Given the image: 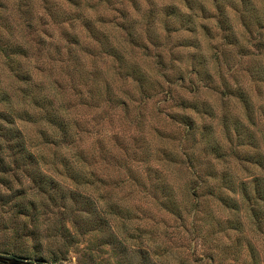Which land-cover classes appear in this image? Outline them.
Here are the masks:
<instances>
[{
	"label": "rangeland",
	"instance_id": "374dc122",
	"mask_svg": "<svg viewBox=\"0 0 264 264\" xmlns=\"http://www.w3.org/2000/svg\"><path fill=\"white\" fill-rule=\"evenodd\" d=\"M69 1L0 0L13 21L5 35L29 43L24 70L36 90L54 83L73 122H29L39 163H0V253L33 263L38 253L43 264H264V27L247 32L241 3L229 7L232 40L216 16L198 21L210 31H166L157 14L175 0H151V16L111 0L125 19L95 0H80V16ZM13 74L0 58V88H15ZM34 174L60 186L42 191Z\"/></svg>",
	"mask_w": 264,
	"mask_h": 264
},
{
	"label": "trees",
	"instance_id": "16d2710c",
	"mask_svg": "<svg viewBox=\"0 0 264 264\" xmlns=\"http://www.w3.org/2000/svg\"><path fill=\"white\" fill-rule=\"evenodd\" d=\"M19 1L18 6L26 4H30V0H17ZM48 1V0H45ZM74 0H70L69 2L72 4ZM89 1L87 0L84 4L89 6ZM98 5L102 6L105 4L112 5L114 10H121V14H123L122 18L125 19L129 11L123 9L119 6L114 5V2L111 0H95ZM147 2L146 6L143 8L142 0H129V2L133 5L138 12L142 11V16H151L153 14V10L151 7V0H145ZM175 3H169L164 7L160 8L157 16L158 19L161 20V23L166 31L169 29H173V25L177 22H181L180 26H184L182 28L185 31H195L196 24L197 27H200L204 30L210 31V27L206 24H198L200 19H207L216 16L221 24L227 26L228 34L232 38V40L238 39L237 34L233 33L232 28L229 22V7H237V3H241L242 10L239 14V18L243 26L247 28V32H249L252 26V23H261L259 28H263L262 22L264 21V8H259L257 2L254 0H208L215 4L217 15H210L207 3L205 0H175ZM263 4H264V0ZM75 2V1H74ZM113 3V4H110ZM121 3V2H120ZM74 5H79L80 7V16L85 15V6L80 0H76ZM0 6L3 4L0 3ZM91 6V5H90ZM92 7V6H91ZM115 7V8H114ZM79 9V8H78ZM29 10H31L29 8ZM65 12V11H63ZM62 13V12H61ZM11 14L9 12L5 16H0L2 20V25L0 24V58H3L5 65L13 72L16 77L17 85L15 88L13 87L11 91H9L8 87L0 88V118L6 123L3 125L4 130H7V139L6 145L1 144V148H7L10 150L6 155H0V163L4 164L7 160H12L18 162L19 160L30 158L33 163H39V158H42L40 153L35 152V150L29 145L28 138L23 130V128H28V123L36 124V126L40 128H70L73 126V122L71 125V121L67 122V119L64 115L66 113V108L64 110V101L61 100V95L58 92L56 86L53 82L49 83V85L45 86L46 92H43V87L36 90L37 85L40 84L39 80L37 83H33V71H26L23 67V62L21 61L22 56L26 55L25 53L29 52L30 46L26 40H16L12 35L11 37H7L5 35V26L6 28L10 26V22L12 18L8 15ZM194 19V20H192ZM199 19V20H197ZM90 17L88 18V24L93 25L90 21ZM184 21V22H183ZM191 21H193V26L190 25ZM9 22V23H8ZM148 27L150 25L147 22ZM154 25V24H153ZM30 26V25H29ZM94 26V25H93ZM99 27V26H98ZM91 29L95 31V29L91 26ZM149 32L151 31V27L148 28ZM179 30V29H178ZM97 31V30H96ZM206 31V32H208ZM252 31V30H251ZM13 33V32H12ZM228 37V36H227ZM228 39H230L228 37ZM260 41H262L261 32H260ZM108 41V40H107ZM233 42V41H232ZM113 52H116L114 50ZM111 53L114 55H121L122 59H124L122 52L118 51L117 53ZM33 56V52L32 55ZM260 77H263V72L260 73ZM43 81V80H42ZM23 83L27 85H23ZM226 90H223L225 93ZM227 96H229V92H226ZM243 105H245L246 110L248 111V115L250 114L252 105L247 102L242 95L239 96ZM192 109L199 110V104L194 103L190 106ZM204 107H206L204 105ZM64 111V112H63ZM67 114V113H66ZM69 114V113H68ZM184 123L186 128L190 129L191 135L195 134L194 128H197L195 121L189 115H184ZM5 153V152H4ZM8 163V162H7ZM6 164V163H5ZM34 172V170H33ZM42 174V173H41ZM39 177V181L41 183L42 191L45 190V184H48L49 181L53 183L55 188L57 189L60 186L59 181H57L53 176L44 175L38 176V174H34L35 180ZM37 181V180H36ZM246 183L242 182L241 185L244 186L246 190ZM260 191V190H259ZM262 191V190H261ZM13 251L12 256H17V250ZM4 252H9V249H5ZM37 260L40 264H43L47 261V258L41 254H35Z\"/></svg>",
	"mask_w": 264,
	"mask_h": 264
},
{
	"label": "water",
	"instance_id": "95a60500",
	"mask_svg": "<svg viewBox=\"0 0 264 264\" xmlns=\"http://www.w3.org/2000/svg\"><path fill=\"white\" fill-rule=\"evenodd\" d=\"M0 264H40L33 263L31 260L23 259L18 256L5 255L0 253Z\"/></svg>",
	"mask_w": 264,
	"mask_h": 264
}]
</instances>
